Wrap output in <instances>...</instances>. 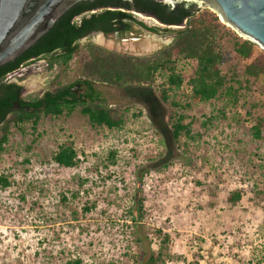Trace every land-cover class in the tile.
I'll list each match as a JSON object with an SVG mask.
<instances>
[{"label": "rangeland", "instance_id": "obj_1", "mask_svg": "<svg viewBox=\"0 0 264 264\" xmlns=\"http://www.w3.org/2000/svg\"><path fill=\"white\" fill-rule=\"evenodd\" d=\"M204 8L230 27L211 8L198 11ZM182 27L160 26L155 38L168 44ZM222 45L225 71L237 59L225 38ZM79 61L57 74L27 62L7 79L22 86V95L42 96L79 78ZM252 88L260 100L264 76ZM97 91L122 114L120 127L92 126L76 107L59 116L41 114L36 131L30 122L23 132L11 128L0 152V176L10 182L0 185V264H65L77 257L86 264H138L126 209L136 208L140 197L145 213L138 233L152 249L156 229L168 235L164 264H264V140L251 137L244 109L227 106V118L206 124L221 101L184 109L194 138L173 143L171 108L159 101L155 85L99 84ZM59 145L76 149V165L52 161ZM235 190L242 195L231 202Z\"/></svg>", "mask_w": 264, "mask_h": 264}, {"label": "trees", "instance_id": "obj_2", "mask_svg": "<svg viewBox=\"0 0 264 264\" xmlns=\"http://www.w3.org/2000/svg\"><path fill=\"white\" fill-rule=\"evenodd\" d=\"M148 1L155 4L157 12L167 24H183V27L177 31L170 43L151 55L134 56L91 44L90 55L79 61L82 76L86 78L88 85L84 92L76 94L72 89V82L53 92L47 91L43 96L37 93L20 96L22 86L8 81L7 76L29 59L38 57L41 52L55 46L64 48L65 38L61 35L58 24L72 33L76 32L75 28L79 26L71 23V17L81 11L89 0L74 3L64 13L71 11L67 18L61 15L46 33L19 56L0 65V152L5 149L12 127L23 132V125L30 122L32 130L36 131L41 114L59 116L78 107L92 126L108 129L120 127L123 123L122 114L118 109L101 102L99 92L90 85L93 81L106 82L117 87L127 84L146 87L155 85L159 101L171 108L167 124L173 143H178L181 136L194 138L191 121L185 122L187 114L184 109L211 101H221L223 105L216 109L214 115L206 116L204 124L213 117L227 118V106L235 109L242 107L251 119L248 129L251 137L264 140V90L258 89V94L262 96L260 100H256L252 94V87L259 77L264 76V50L261 49L254 56L257 44L235 34L207 8L198 11L192 1L179 2L174 7L155 0ZM224 38L230 44L233 57L237 59L225 71L222 70L225 61L222 45ZM69 58L70 55L62 60L53 59L51 65L67 63ZM241 61L245 63L239 71L238 63ZM248 96L250 97L247 98ZM241 97L245 99L240 100ZM235 116L238 120L239 115L236 112ZM109 155L113 157L114 153L110 152ZM51 159L60 166L72 167L78 162L77 151L72 145H59ZM9 184L6 177L0 176L2 188ZM241 195L239 190H235L228 196V200L235 202ZM143 201L144 198L140 197L134 202L136 208L135 205H130L126 209L129 226L133 228V243L138 247L133 259L138 264H164L170 258L168 235L161 234V230L156 229L158 244L152 249L148 241L143 246L144 238L138 233L143 229ZM89 209L90 207H84V210ZM65 264L86 263L77 257Z\"/></svg>", "mask_w": 264, "mask_h": 264}, {"label": "flooded vegetation", "instance_id": "obj_3", "mask_svg": "<svg viewBox=\"0 0 264 264\" xmlns=\"http://www.w3.org/2000/svg\"><path fill=\"white\" fill-rule=\"evenodd\" d=\"M87 4L81 11L74 13L71 17V23L79 26L80 31L75 28L77 31L72 33L68 28L61 27L58 24L61 35L65 38L64 48L55 46L48 51L41 52L38 57L31 58L27 62L38 61L45 71L57 74L62 73V70L65 71L70 61L88 57L91 44L120 53L143 56L151 55L168 42V40H162L161 46L150 47L151 49L142 44L147 37L153 36L155 38L158 27L170 28L168 26L170 24H167L162 15L157 12L155 4L149 3L148 0H89ZM195 6L197 7L196 4ZM64 13L62 17L67 18L71 11ZM71 33L77 35L73 36ZM131 46L136 47L135 51L129 49ZM67 55H70L67 63H54L51 65L53 59L62 60ZM78 72L80 77L73 81L74 86L72 87L76 94L84 92L88 86L85 82L86 78L82 76L81 66L78 68ZM99 84L111 85L97 81L91 82L90 85L97 91ZM127 85L146 87L145 85ZM20 96L24 95L20 94Z\"/></svg>", "mask_w": 264, "mask_h": 264}, {"label": "water", "instance_id": "obj_4", "mask_svg": "<svg viewBox=\"0 0 264 264\" xmlns=\"http://www.w3.org/2000/svg\"><path fill=\"white\" fill-rule=\"evenodd\" d=\"M80 0H0V65L32 45ZM174 7L192 1L207 6L238 34L264 50V0H155ZM182 27L183 24H170Z\"/></svg>", "mask_w": 264, "mask_h": 264}, {"label": "bare ground", "instance_id": "obj_5", "mask_svg": "<svg viewBox=\"0 0 264 264\" xmlns=\"http://www.w3.org/2000/svg\"><path fill=\"white\" fill-rule=\"evenodd\" d=\"M163 43V41L160 39V38H154L153 36H150V37H147V38H145V40H143V45L145 46V47H148V48H150V47H157V46H159L160 44H162ZM136 47H130L129 49L131 50V51H133L134 49H135ZM151 49V48H150ZM146 50V49H145ZM135 51V50H134ZM144 51V50H143Z\"/></svg>", "mask_w": 264, "mask_h": 264}]
</instances>
